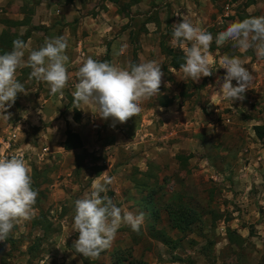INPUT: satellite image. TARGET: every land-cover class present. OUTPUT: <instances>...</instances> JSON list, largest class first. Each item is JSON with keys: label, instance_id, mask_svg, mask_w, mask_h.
Segmentation results:
<instances>
[{"label": "rangeland", "instance_id": "rangeland-1", "mask_svg": "<svg viewBox=\"0 0 264 264\" xmlns=\"http://www.w3.org/2000/svg\"><path fill=\"white\" fill-rule=\"evenodd\" d=\"M105 1L96 0L91 6H87L86 14L81 13L83 21L81 25L78 19L67 23L71 40L83 41L82 51L81 53L76 51L77 56L108 61L107 48L110 41L122 36L124 31H127L125 32L127 40L131 31L133 34L131 52L134 51L136 55L133 63L155 60L162 67L164 75L160 93L141 105L142 111L138 116H133L123 124L118 122L114 124L111 118L104 120L95 113V120L86 131L82 130L84 149L66 150L63 137L69 128L73 130V126L77 128V125L67 126V109L62 110L59 117L55 119L41 120L43 114L40 109L45 105L46 98L51 96L50 89L45 82H38L34 78L29 79L31 69L28 67L24 69L28 77L24 79L23 84L27 86V89L33 87L35 92L26 96L17 95L15 103L8 109L12 114L9 120L0 116V137L3 138L8 133L9 126L13 125L19 117H24L23 114L26 116L33 113L34 117H26L30 119L33 117L34 126L25 128L21 136L22 140L30 141L37 147L45 145L51 148L47 150L48 154H45L44 158L40 155L43 159L38 158L35 152H29L30 156L26 164L30 169L32 187L38 191L34 205L37 210L36 216L30 221L15 226L7 241H0V264H115L118 259H125L127 263L132 258L130 254L133 255V252L131 249L124 248L130 245L126 242V238L133 236L134 239V237L142 236V225L138 232L130 229L128 234L127 225L122 224L117 231L118 234L119 230H123L119 233L120 237L116 234L111 247L102 252L99 259H86L75 252L73 241L78 239L79 233L73 231L74 202L82 198L86 192H90L93 179L97 176L103 177L117 173V170L129 167L136 177L144 180L145 178L140 176L138 170L144 166V160L147 159L144 152L153 154L161 152L163 164H167V169L163 171V181L167 184L168 190L174 188L176 184H181L190 197L192 188H190V181L184 180V172L181 176L185 184L181 178H177L175 184L170 179L175 178L177 170H189V153H195V138H198L197 153L201 162L202 158L207 156V148L213 149L214 153L224 154L227 149L233 147L230 142L225 144L221 141L223 136L237 138V142L238 139L243 142L248 137L249 145L252 142L256 144L255 138L260 137L254 125H264V59H259L254 49L241 51L233 48L231 41L217 46L215 39L210 46L211 54L217 51V55L223 54L230 57L239 55V58L245 61V66L253 73L254 81L246 90L245 98L232 103L230 100L221 98L216 92L217 77H223L226 74V69L220 68L219 58H212L214 60L213 74L201 77L199 82H193L190 78L185 79L180 69L170 66L169 50L182 51L171 44L172 25L181 22L183 16L176 14L177 0L161 2L115 0V3L111 1L105 3ZM213 1L212 10L208 0H189L186 11H193L189 12L192 16L187 17L193 24H198L212 33L214 38L233 22L250 18L251 15L264 16V0L255 1L260 4L251 6L250 11L246 6L254 0ZM228 3L235 4L231 7L232 10L226 9ZM47 4L50 6L51 3ZM131 6L133 8L130 10ZM47 30L48 27L45 25H34L36 32L34 50H38L44 44ZM70 49L73 50L74 46L72 45ZM248 54L253 57L251 60L244 57ZM81 64L76 68H68L70 79L63 90V95L61 97L59 94L56 95L59 97L58 103L62 100L65 106L72 105L71 91H75V84L78 82L76 73ZM232 83L236 86L235 80ZM169 100L172 102L171 107L169 105L170 108H164L161 103ZM31 107H34V112L24 113L26 109L31 110ZM228 118L230 122H227ZM58 120H61L59 126ZM191 122L193 128L190 127ZM198 125L201 128L200 131L195 130ZM208 125L209 128L206 127ZM210 136L217 140H208V138L212 139ZM205 140L208 142L205 143ZM262 143L264 144V141ZM249 145H247L249 152L246 156L251 152ZM254 148L258 150L256 146ZM261 148L263 149L259 150L263 153L264 145ZM239 149L243 150V146L239 145ZM202 153H205V156ZM244 154H246L245 150ZM212 157L218 159L216 154H212ZM176 158L181 161L180 169L175 163ZM230 159L232 160L227 163L221 179L207 178L200 174L197 180H192L198 182L204 189L198 193V204L204 207L202 211L197 210L194 225L184 238L185 243L183 240L178 245V253L184 258L186 264H264V202L257 207L244 206L247 203L251 204V200H247L246 203L240 202L244 194L250 196L254 190L255 194L264 197V171L258 175L254 170L249 169L250 161L245 158V155L242 157L243 160L246 159L245 161H237L239 157ZM195 161L194 157L193 163ZM199 162L196 168L201 171L203 166ZM218 162L222 163L223 160ZM170 165H176V169L169 170ZM162 167L159 164L154 166V169L157 171ZM231 167L236 170L241 169L240 173L248 172L251 175L246 177L247 180L238 181L239 187L243 188L234 190V187H237L238 178ZM255 167H259V164ZM172 183L174 186H171ZM157 185L162 188L164 184ZM113 187L114 183L109 185L106 194L117 206L118 199ZM207 195L210 203L205 201L208 198ZM176 200L177 205L179 202L196 209L184 197H177ZM207 213H211L212 222L206 224L204 216ZM243 234L246 235L245 238L241 236ZM239 237H242L241 240ZM147 248L148 250L152 248V254L160 253L164 260L170 258L167 252V256L165 255L163 251L165 248L161 244L151 242V246L147 245L144 251ZM117 251H120L118 255Z\"/></svg>", "mask_w": 264, "mask_h": 264}, {"label": "clouds", "instance_id": "clouds-1", "mask_svg": "<svg viewBox=\"0 0 264 264\" xmlns=\"http://www.w3.org/2000/svg\"><path fill=\"white\" fill-rule=\"evenodd\" d=\"M172 28L171 44L184 53L180 70L185 79L190 78L193 82H199L201 77L211 76L214 72V60L209 52L214 39L217 46L231 41L232 47L241 51L254 49L257 57L264 59V16L233 22L215 38L206 29L193 24L187 15H183L181 22L174 23ZM68 47L64 36L46 38L38 50H29L28 44L21 39L13 41L12 50L0 55V116L9 120L12 114L8 109L15 103L17 94L29 93L17 80L19 68H30L29 79L47 83L50 95H63L70 79ZM219 64L220 68L226 69V75L217 77V94L232 103L242 101L254 81L252 71L237 56L224 55ZM76 75L78 82L72 93L75 108L79 109L82 104L92 106L96 116L123 124L138 116L141 105L160 93L164 73L155 60L138 64L129 61L126 67H119L109 61L88 57ZM112 182L113 178L107 175L93 179L90 192L74 202L73 231L79 236L73 246L75 252L86 259H99L100 254L111 247L122 224L138 232L143 223V212L134 214L123 210L106 194ZM37 197L38 191L32 187L30 169L25 160L15 155L0 158V241H7L15 226L36 216Z\"/></svg>", "mask_w": 264, "mask_h": 264}, {"label": "crops", "instance_id": "crops-1", "mask_svg": "<svg viewBox=\"0 0 264 264\" xmlns=\"http://www.w3.org/2000/svg\"><path fill=\"white\" fill-rule=\"evenodd\" d=\"M96 0H72L70 2L69 0H0V55L4 54L5 52H9L12 50L13 47V41L16 39H21L23 40L26 44L29 46V50H34L35 49V44H34V37L35 31H34V25H45L48 27L47 30V35H45L44 41L46 38H52L55 36H64L68 40V45L69 47L66 49V54L69 56V62H68V68H76L83 62L85 59L82 58L81 56H77L76 51L80 52L82 51L81 44H83L82 40L78 41H72L70 37V28L69 25L67 24L68 22L71 21H77L79 25L83 23L81 20V13L86 14L87 8L91 6ZM109 2V0H106ZM105 1V3H106ZM155 2H161L162 0H152ZM211 4V9L213 10V5L214 1L213 0H208ZM257 0L252 1L249 3L246 7H248V11H250V7L253 5H259L260 3H255ZM262 1V0H258ZM51 3L50 6L47 3ZM38 3V4H36ZM188 3L189 0H177L176 2V14H181V15H187L192 16L189 12L193 11H186L188 9ZM178 4V7H177ZM35 5V9H34ZM235 4L228 3L226 5L227 10H232V6ZM49 6V9H47ZM88 6V7H87ZM174 6V5H173ZM133 8V6L130 7ZM35 10V11H34ZM50 14V15H49ZM197 14V13H194ZM252 14V13H250ZM251 17H254L251 15ZM67 24V25H66ZM127 31L123 32V35L119 36L118 38H115L110 41L108 48L109 50V60L111 63L119 66V67H126L128 62H134L135 60V54L134 51L133 53L131 52V40L133 41V34L129 33L127 40H126V33ZM70 37V39L68 38ZM131 38V39H130ZM74 46V49L71 50V46ZM107 48V52H108ZM70 49V50H69ZM73 51V53H72ZM217 51H214L210 55L212 58H221L224 55H217ZM75 53V55H74ZM84 54V53H83ZM28 51L25 52V59H27ZM239 57V55H235ZM247 59L253 58L252 56H244ZM243 57V58H244ZM24 68H19L17 69L16 77L18 82L23 84L24 79H26L28 76L24 72ZM226 75V74H225ZM27 89V86H25ZM28 95L32 94L35 89L32 87ZM71 93H73L71 91ZM17 95H22L26 96L23 93H18ZM49 95V94H48ZM61 97L62 95L59 94ZM73 96V95H72ZM59 97L56 95H51L49 98H46L45 105L40 108L41 113L43 114L41 116V120H46L48 119H55L59 117L61 114L62 110H66V124L67 126H73V130L80 133L82 137V130H85L88 128V126L91 125V122L95 120V108L92 106H85V105H80V108L78 109L81 113V120L79 122H76L74 120V109L75 105L72 103L70 106H65V104L60 101L58 103ZM172 104V102H171ZM168 106H164V108H167ZM171 107V105H170ZM169 107V108H170ZM28 111H33L34 112V107H31V110L26 109L24 113H27ZM24 117H19L16 122H14L13 125L9 126V131H12L16 129L17 131V138L19 139L18 141V147H23L25 150L28 152H35L36 155H38V158H42L40 155L44 153V148H47L48 146L45 145H39V147L35 146L34 143L31 144L30 141H23L22 140V134L25 130V128L29 126H34V119H33V113H29L26 116H33L32 119L27 118L24 114ZM26 117V118H25ZM61 120H58V126L60 125L59 122ZM36 123V122H35ZM37 124V123H36ZM259 125V124H258ZM190 127L193 128V123L191 122ZM206 127H210L209 125ZM255 127V125H254ZM71 129V128H70ZM196 131H200L201 128L198 125V127H195ZM7 133V134H8ZM5 135L3 138L0 137V147L2 146V140L5 139L8 135ZM235 135V134H234ZM63 142H65L67 135H64L63 137ZM210 138H212L210 136ZM83 142L84 138L82 137ZM248 137H246L243 142L237 138H233L232 136H223L221 141H223L225 144L230 142L233 147L231 149H227L226 152L223 153H214L213 149H208L206 150L207 156L202 158L201 162H199V155L197 153V148H198V138L196 140V147L194 149L193 154L189 153L190 159H189V170L183 171L180 169V160L179 158L175 159V163L177 164L178 168L182 170H177V173L175 174V178H171V182L174 181V184L176 183L177 178H181L182 182L184 183V180L186 182L190 181V188L192 190L190 191V197L188 196L187 193H185V188L181 184H176L175 186L173 183L171 186H174V188H171L168 190L167 184L163 181V171L167 169L166 165L163 164V161L161 159V152L160 153H148L144 152V155L147 157L144 161V166L140 167L138 169L140 171V176L144 177V180L139 179V177H136L134 172H132V169L129 167L122 168V170H117V173H111L108 175V177H111L114 179L112 183H114L113 190L115 192V196L117 197V206L120 207L121 209L131 211L134 214H138L140 212H143L144 215V220L143 223L141 224L143 226V232L142 236L137 237L133 239V236H128L126 238V242H128L130 245L124 247L126 249H131L133 252V257L136 258L137 260L142 261V264H186L184 261V258L181 256L180 253H178V245L181 244V242L184 240V238L190 233V231L187 232H182L178 228H173L171 225V217H170V210L173 208H176L177 205L175 204L177 202L176 198L177 197H184L187 201H190L189 203L196 208V210L202 211V207L199 206L198 204V193L200 191H204V189L199 185L198 182L192 181V180H197L199 178V175H204L207 178H215L218 179L223 176L222 174L225 171V167L229 161L232 159L230 158H235L239 157V160L237 161H245L242 159V157L245 155V158L250 161L249 164V169L254 170L255 173L258 175H261L264 171V152L262 153L259 149L261 146L264 144L262 141H264V137L260 138L258 137L255 138L256 144L251 143L249 145L247 141ZM208 140H217V138H212ZM208 141L205 140V143ZM240 143V144H238ZM129 145V144H128ZM239 145L243 146V150L239 149ZM249 145L251 152L249 153L248 156L247 153L249 152V149L247 147ZM50 146V145H49ZM85 146V144H84ZM130 146V145H129ZM254 146H256L258 149L257 151L254 150ZM51 147H48L50 149ZM65 148V146H64ZM244 150L246 151V154H244ZM199 151V148H198ZM48 154V151L46 152ZM50 154V153H49ZM133 154V153H132ZM212 154L218 155V159L216 157H212ZM35 155V156H36ZM202 155L205 156V153H202ZM223 156V157H222ZM136 157V156H135ZM195 157L196 161L193 163V158ZM44 158V157H43ZM42 158V159H43ZM135 159V158H134ZM223 160L222 163L218 162ZM198 162L202 164V169L201 171L196 168L198 165ZM161 164L163 167L162 169H158L157 171L154 169V166H158ZM256 164H259V167H255ZM174 166V167H173ZM176 165H170L169 170H174L176 169ZM177 168V169H178ZM233 169V172L236 174L238 180L236 182V186L234 187V190H238L240 183L238 182L240 179L242 180H247V176H251L248 172H242L240 173L239 170H236V168L231 167ZM228 171V170H227ZM184 174V180L182 179ZM240 173V174H239ZM238 174V175H237ZM182 175V176H181ZM193 177V179L191 177ZM97 178H102L101 176H97ZM254 178V177H253ZM175 179V180H174ZM164 182V183H163ZM116 183V185H115ZM164 184L163 187L161 188L157 184ZM156 184V185H155ZM185 184V183H184ZM116 186V187H115ZM248 186V185H247ZM201 189H200V188ZM118 188V189H117ZM187 188V186H186ZM249 189V186L247 187ZM161 189V191H159ZM248 192V191H246ZM254 192H251V195L249 196L248 194H244L242 201L247 202V200H251V204L247 203L244 206H249L250 207H257L260 204H263L264 202V197H261L260 194H255ZM186 194V196L184 195ZM205 199L206 203H210V198L207 195ZM250 197V199H249ZM238 197L236 198V200ZM204 219L207 222H212V215L211 213H207L204 216ZM154 226H151V225ZM128 227L126 231L129 234V230L131 229L130 226ZM154 229L152 230V228ZM123 230H119L117 237H120V234ZM159 231L167 232L174 240H176V248L172 249L168 245L165 244L163 239L159 237L160 233ZM154 234H153V233ZM243 238H245L246 235H241ZM137 239V240H136ZM151 242H156L158 244H161L164 246L165 250L164 253L167 256V253L170 255V258L168 260H164L161 258L162 255L160 253H153L150 248L144 249L148 246H151ZM185 243V240L184 242ZM141 248V249H140ZM143 249V250H142ZM125 250V249H123ZM167 252V253H166ZM179 256V257H177Z\"/></svg>", "mask_w": 264, "mask_h": 264}, {"label": "trees", "instance_id": "trees-1", "mask_svg": "<svg viewBox=\"0 0 264 264\" xmlns=\"http://www.w3.org/2000/svg\"><path fill=\"white\" fill-rule=\"evenodd\" d=\"M72 2V0H69ZM113 3H115V0H109ZM124 8V7H121ZM109 48H108V53H109ZM169 55L171 57L170 59V66L174 69H180V65L184 63V53L182 51L180 52H174L172 50H169ZM136 57V55H135ZM110 62V60H108ZM162 106H168L171 104V100L169 101H164L161 103ZM74 120L76 122H79L81 120V113L80 111L75 108L74 109ZM254 129L258 132L259 138H263V133H264V125H255ZM67 138L64 142V146L66 150H77V149H84V142L83 139L80 135V133L68 129L67 130ZM37 174V172H35ZM176 204V203H175ZM179 205H177L176 208L172 207V210H170V217H171V225L173 228H178L182 232H187L190 231L194 225L195 222V215L197 214V210L192 209L186 205H182L181 203L178 202ZM151 226H154L153 224ZM154 227L152 228V230ZM161 232V231H159ZM153 233V232H152ZM154 234V233H153ZM159 237L163 239L166 245H168L170 248L175 249L176 248V240H174L167 232H161ZM240 240L242 237H239ZM231 239V238H230ZM233 239V238H232ZM120 251H117V255L119 254ZM132 258L125 263V259H118V261L115 262V264H142V261L137 260L136 258L133 257L132 254H130ZM264 262V260H263Z\"/></svg>", "mask_w": 264, "mask_h": 264}, {"label": "built area", "instance_id": "built-area-1", "mask_svg": "<svg viewBox=\"0 0 264 264\" xmlns=\"http://www.w3.org/2000/svg\"><path fill=\"white\" fill-rule=\"evenodd\" d=\"M227 122H230V119H227ZM16 128V127H14ZM12 129L9 135L2 140V146L0 147V158H10L11 156L15 155L18 157H22L25 162L29 160L30 153L25 150L23 147H18L17 141V131L16 129ZM48 148H44V152H46ZM46 153H42V157L45 156Z\"/></svg>", "mask_w": 264, "mask_h": 264}]
</instances>
